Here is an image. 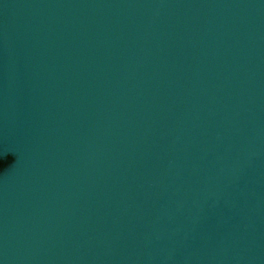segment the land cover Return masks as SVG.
Returning <instances> with one entry per match:
<instances>
[{"label":"water","instance_id":"95a60500","mask_svg":"<svg viewBox=\"0 0 264 264\" xmlns=\"http://www.w3.org/2000/svg\"><path fill=\"white\" fill-rule=\"evenodd\" d=\"M0 264H264V0H0Z\"/></svg>","mask_w":264,"mask_h":264}]
</instances>
